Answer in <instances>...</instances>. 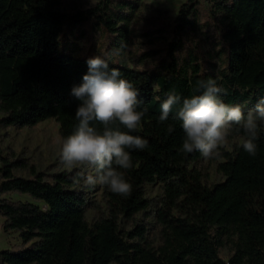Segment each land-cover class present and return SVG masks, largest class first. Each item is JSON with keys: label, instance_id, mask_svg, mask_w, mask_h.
Listing matches in <instances>:
<instances>
[{"label": "trees", "instance_id": "16d2710c", "mask_svg": "<svg viewBox=\"0 0 264 264\" xmlns=\"http://www.w3.org/2000/svg\"><path fill=\"white\" fill-rule=\"evenodd\" d=\"M189 2L174 20L165 65L140 70L124 59L138 0H100L72 13L62 12V0H0V128H33L54 120L61 138L75 130L79 101L70 92L87 73V60L59 54L58 37L64 26L94 18L97 26L124 40L118 64L108 65L139 90L138 110L147 113L131 134L148 141L145 149L131 152L133 167L121 169L131 194L118 195L101 185L108 217L92 224L86 221L83 194L73 190L82 186L79 173H59L47 181L33 165L0 156L2 229L17 232L22 240L21 247L0 250V264H264V126L256 155L236 145L217 165L224 180L206 186L199 173L188 169L201 154L182 151L180 105L166 121L159 120L167 96L175 93L182 102L198 94L199 80H216L223 101L239 104L245 113L264 98V0H209L212 11L222 16L226 51L217 50L219 62L209 61L208 67L192 49L179 54L182 36L196 25L197 0ZM113 127L127 131L119 122ZM243 137L238 130L229 139ZM155 182L163 194L156 210L161 229L156 247L144 243V225L126 231L119 222L148 210L144 188ZM11 194L31 201L5 198ZM224 248L230 252L226 260Z\"/></svg>", "mask_w": 264, "mask_h": 264}, {"label": "rangeland", "instance_id": "374dc122", "mask_svg": "<svg viewBox=\"0 0 264 264\" xmlns=\"http://www.w3.org/2000/svg\"><path fill=\"white\" fill-rule=\"evenodd\" d=\"M99 1L62 0L61 10L64 13L85 11L95 7ZM188 3L189 0H138L137 10L129 26L131 29L128 36L129 44L124 54L129 66L145 70L156 64L165 65L167 44L174 36V20L180 14L181 6ZM192 13L196 25L193 30L186 31L182 36L183 45L179 54L184 55L192 49L204 66L208 67L209 61L219 62V58L216 60L214 53L225 47L222 37V16L212 11L209 0H197ZM123 41V38L107 32L102 26H97L96 19L89 18L82 24L64 26L58 37V53L86 60L100 56L109 64H118L119 47L124 43ZM146 54L148 56L141 58ZM139 59L141 61L136 63L131 61ZM2 117L0 113V118ZM61 139L59 125L54 120L44 121L33 128H0V156L10 161L23 160L28 165H33L38 172L45 175L47 181H50L55 174L79 173L82 186L79 185L73 190L82 193L85 198L87 223L92 224L99 218H107V202L101 184L89 186L86 183V177L93 174V169L87 166L67 168L60 159ZM241 141L240 138H228L227 143L220 148L219 158L206 159L201 155L200 159L190 164L188 169L199 173L206 186L222 182L224 178L218 173L217 165L224 162L222 155L232 153L233 148ZM14 173L23 177L28 176L27 171L20 169H15ZM144 193L145 199L150 204L148 210L135 215L132 219L120 217L119 222L126 231L131 230L135 225H144L147 229L144 243L156 247L161 243V229L157 222L156 210L160 207L163 198L162 185L159 182L148 184L144 188ZM5 198L13 201H31L25 196L16 194L7 195ZM2 224L3 219L0 217V250L21 247L22 240L19 234L15 231L5 232ZM229 255L228 248L221 250V256L225 260Z\"/></svg>", "mask_w": 264, "mask_h": 264}, {"label": "clouds", "instance_id": "9594fccd", "mask_svg": "<svg viewBox=\"0 0 264 264\" xmlns=\"http://www.w3.org/2000/svg\"><path fill=\"white\" fill-rule=\"evenodd\" d=\"M86 63L87 73L70 92L79 101L75 111L78 124L70 135L61 139L60 159L67 168H92L95 174L86 177L89 186L99 183L115 194L130 195L132 185L121 169L133 167V150L148 146L146 139L131 134L142 126L147 109L138 110L142 103L140 92L132 82L121 78L119 70L109 68L100 56ZM194 91L198 94L182 102L175 93L169 94L160 105L161 122L168 119L174 106L180 105L176 117L184 133L182 151L199 152L206 159L219 158L220 148L231 133L242 130V147L255 156L258 133L264 126V98L245 113L239 104L223 101V89L214 79L197 81ZM93 122L102 127L98 129ZM116 122L127 131L114 128Z\"/></svg>", "mask_w": 264, "mask_h": 264}]
</instances>
